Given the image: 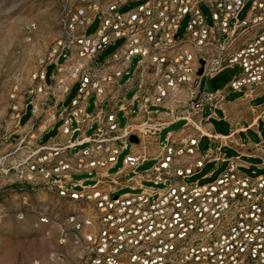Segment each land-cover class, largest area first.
<instances>
[{"label": "built area", "instance_id": "1", "mask_svg": "<svg viewBox=\"0 0 264 264\" xmlns=\"http://www.w3.org/2000/svg\"><path fill=\"white\" fill-rule=\"evenodd\" d=\"M130 1L60 0L61 34L40 58L12 119L19 121L31 104L33 125L52 128L59 121L47 142L26 133L15 145L23 149L18 165L27 170L25 177L73 204L63 219L38 212L41 222L54 220L60 227L65 252L58 254L59 264H264V171L248 172L238 156L227 155L223 146L236 143L235 129L218 134L209 125L227 90L264 87V0H136L123 9ZM96 17L98 27L88 32ZM116 39L122 41L97 62ZM236 64L242 71L226 86L205 85ZM75 82L77 90L65 103ZM253 110L264 123V104ZM180 119L184 124L162 142L160 131ZM204 135L210 140L201 149ZM129 146L123 165L110 171ZM150 158L155 161L140 168ZM209 161L214 168L227 163L215 178L203 180ZM124 187L134 190L119 193Z\"/></svg>", "mask_w": 264, "mask_h": 264}, {"label": "rangeland", "instance_id": "2", "mask_svg": "<svg viewBox=\"0 0 264 264\" xmlns=\"http://www.w3.org/2000/svg\"><path fill=\"white\" fill-rule=\"evenodd\" d=\"M138 1L133 0L123 5V9L134 7ZM208 21H212L211 11L203 3ZM249 4H246L239 13L240 17L247 14ZM60 0H0V264H59L58 254L64 253L65 248L59 243L60 227L54 220L41 222L38 218L39 210H45L59 219L65 218L73 208V204L56 194L37 188L35 183L26 176L25 167L18 165L23 157V149L8 145V132L13 116L20 110L29 88L34 83L33 74L39 67L40 58L51 49L61 34L59 23ZM188 16L181 23L179 32L182 34L186 28ZM99 24L96 17L88 25L87 31L94 32ZM115 40L97 58L100 62L108 53L113 51L121 42ZM138 55L132 57L130 71L137 64ZM53 65L48 66L51 71ZM242 67L238 64L227 67L217 73L213 78H207L205 84L210 88L221 84L231 75L240 73ZM130 74H125L121 81L125 82ZM78 86L74 87V93ZM136 88L128 90L127 96L132 97ZM240 94L232 91L229 98ZM264 100V95L254 102ZM95 107L93 94L87 105L92 111ZM209 111L206 109V112ZM219 113L222 111L219 109ZM120 124L125 125L127 117L124 111L118 112ZM228 117L239 120L242 117H251L246 105L234 106ZM185 122L180 119L169 124L160 131V140H165L169 130L179 129ZM219 130H228V123H220L214 119ZM264 138V124L261 125ZM245 139H261L258 131L250 129L244 134ZM131 142L129 141V145ZM208 145L206 140L201 147ZM155 146L153 148L154 152ZM130 150L124 149L118 156L117 163L110 167L115 171L123 165V158ZM155 161L150 158L140 165L148 167ZM23 174V175H22ZM85 176L84 174H75ZM199 176V175H197ZM194 176L193 178L197 177ZM92 182V180H86ZM151 183V182H146ZM134 190L124 187L122 193ZM24 210L25 216L20 218L18 212Z\"/></svg>", "mask_w": 264, "mask_h": 264}, {"label": "crops", "instance_id": "3", "mask_svg": "<svg viewBox=\"0 0 264 264\" xmlns=\"http://www.w3.org/2000/svg\"><path fill=\"white\" fill-rule=\"evenodd\" d=\"M104 50H102L98 54V57ZM234 75L229 76L225 82L216 85L212 89L222 88L226 86V84L230 82V80L232 79ZM133 83H134V79L133 80L131 79L127 81L124 85L129 86ZM75 86H78V82H75L73 84L72 90L68 94L65 95V100H64L65 103H69L72 97L74 96ZM232 91H238L240 92V94H238L234 98H229L230 93ZM263 95H264V87L261 85L251 84V85H245L241 89H229L226 92L225 100L221 103L219 107L216 108V115L210 118L211 122L209 125H211L218 134H228L232 130L234 129L236 130V133L234 136L236 143L224 144L223 149L226 151L228 156H238L240 162L242 163L241 164L242 168L248 172H253V170H256L257 172L264 171V167L261 166V162L264 158V143L260 145L259 148L255 150L252 149V146L256 142H261L262 140L264 141L263 133L261 131V125L264 123L260 118H256L257 112L253 110V107L255 106L260 107L264 104V100L254 102V100H258ZM51 100L53 101L54 98L52 97ZM108 101L109 99L108 100L106 99L105 103L107 104ZM241 104L246 105V107L251 113V117L250 118L242 117L241 119L236 120V121L231 120L228 117V112H230V110H232L234 106L241 105ZM206 109H208V107ZM219 109L222 111V113H219L218 111ZM204 113H208V111L206 112L205 110ZM31 116H32V109H31V104H29L26 110H24L23 114L21 115L19 121L12 120L10 122V126H9L10 130L7 136L8 145L15 146L19 138H21L26 133H27V137L32 141L47 142L51 138V136L57 132L59 121L52 128H43V126L38 127L37 125H33L31 121ZM214 119L218 120L220 123H222L223 121H226L228 123V130H219L217 128L216 123L214 122ZM250 129H253L255 131L257 130L261 139L254 141L249 138L246 140L244 134L247 133ZM203 140H206L209 144L210 139L207 135H204L201 137V141L199 145L201 149H205L208 146L207 145L205 148L201 147V142ZM226 163L227 161H221L218 164V167L214 168L213 161L207 162L201 174H205V173H208V174L206 177L203 178V180H210V179L215 178L219 174V172L224 168Z\"/></svg>", "mask_w": 264, "mask_h": 264}, {"label": "water", "instance_id": "4", "mask_svg": "<svg viewBox=\"0 0 264 264\" xmlns=\"http://www.w3.org/2000/svg\"><path fill=\"white\" fill-rule=\"evenodd\" d=\"M202 71H203V67H201V68L199 69V72H202ZM131 139H132V140H137L138 137H137L136 134H132V135H131Z\"/></svg>", "mask_w": 264, "mask_h": 264}]
</instances>
